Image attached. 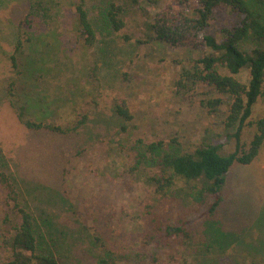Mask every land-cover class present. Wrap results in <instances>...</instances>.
<instances>
[{"label": "rangeland", "instance_id": "rangeland-1", "mask_svg": "<svg viewBox=\"0 0 264 264\" xmlns=\"http://www.w3.org/2000/svg\"><path fill=\"white\" fill-rule=\"evenodd\" d=\"M36 1L48 10L45 23L20 27ZM78 1L0 0V171L12 178L22 204L37 219L55 224L63 264H99L108 251L116 253L115 264H153L155 258L162 264H264V154L233 166L214 224L192 222V246L140 247L148 205L163 198L150 181L152 165L132 169L139 142L164 141L188 152L203 141L220 142L234 131L224 124L228 106L209 107L212 94L204 85H177L202 53L137 42L145 37L146 19L171 0L157 6L86 0L97 32L94 46L79 33ZM112 1L126 8L121 33H110L100 18ZM236 20L219 11L205 32L221 40V29ZM238 78L247 82L249 71ZM42 99L51 105L45 112L34 106ZM13 103L30 108L28 120L64 128L87 121L65 135L29 130ZM117 104L133 115L126 131L114 113ZM263 116L264 94L251 120ZM255 133V125L247 126L242 143L247 146ZM233 150L234 140L223 151ZM176 184L168 203L172 226L193 206L183 189L188 187ZM10 210L0 182V222ZM13 218L4 227L0 223V261L8 257L4 238L13 232Z\"/></svg>", "mask_w": 264, "mask_h": 264}, {"label": "trees", "instance_id": "trees-1", "mask_svg": "<svg viewBox=\"0 0 264 264\" xmlns=\"http://www.w3.org/2000/svg\"><path fill=\"white\" fill-rule=\"evenodd\" d=\"M131 1L138 6L143 3L157 6L164 0ZM171 4L163 5L153 18L146 19L145 37L137 42L183 47L202 53L191 68L184 69L177 85L206 86L212 94L207 105L217 111L226 104L228 111L224 124L227 130L234 131L227 133L220 142L203 141L192 152L170 146L164 141L146 145L139 142L132 169L136 170L142 164L152 165L156 171L150 181L163 198L157 205H148L140 245L145 249L154 248L160 243L171 246L173 250L192 246L194 219L214 224L224 202L228 173L236 163L251 164L264 143V116L255 122L251 120L253 106L264 94V0H171ZM125 9L118 2H110L100 16L104 28L110 33H121L126 26L122 18ZM76 11L80 35L88 46H94L97 32L86 8V0L77 2ZM219 11H228L237 18L232 26L221 29V40L205 32ZM47 13L48 10L41 3L33 2L31 13L25 16L20 27L32 28L39 19L45 23ZM124 39L131 40L129 37ZM11 60L14 68H17L14 55ZM223 69L227 72L224 73ZM245 69L249 71L247 82L238 78ZM218 94L221 97L215 96ZM45 100L38 101L34 105L36 109L45 112L44 106H51ZM13 105L17 109V118L29 130L65 135L87 121L84 117L75 127L64 128L54 123L25 119L30 108ZM114 113L123 120L122 129L126 131L134 119L129 108L125 104H117ZM254 125L256 133L246 146L242 143V133L247 126ZM232 140L234 150L225 153L223 150ZM178 180L188 187L183 189L193 206L178 216L176 225L172 226L170 220L173 216L168 203L173 200L171 193L176 189ZM0 182L11 208L10 213L1 220V226L11 221V214L14 217L13 232H8L4 238L8 257L0 264H63L62 237L55 224L37 219L22 204L19 189L7 173L0 171ZM115 255L113 251L106 252V257L99 264H115ZM153 264L162 262L155 258Z\"/></svg>", "mask_w": 264, "mask_h": 264}, {"label": "crops", "instance_id": "crops-1", "mask_svg": "<svg viewBox=\"0 0 264 264\" xmlns=\"http://www.w3.org/2000/svg\"><path fill=\"white\" fill-rule=\"evenodd\" d=\"M263 154H264V143H263V145H262V147H261V149H260V153H259L258 156L260 157V156H262ZM258 156H257V157H258ZM259 161L261 162V161H263V160H260V159H259ZM262 166L264 167V163H263Z\"/></svg>", "mask_w": 264, "mask_h": 264}]
</instances>
